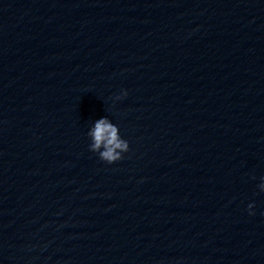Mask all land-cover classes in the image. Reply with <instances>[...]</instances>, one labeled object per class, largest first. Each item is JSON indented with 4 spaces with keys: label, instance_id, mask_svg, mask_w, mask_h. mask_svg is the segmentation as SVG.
Segmentation results:
<instances>
[{
    "label": "water",
    "instance_id": "95a60500",
    "mask_svg": "<svg viewBox=\"0 0 264 264\" xmlns=\"http://www.w3.org/2000/svg\"><path fill=\"white\" fill-rule=\"evenodd\" d=\"M261 185L264 0H0V264H264Z\"/></svg>",
    "mask_w": 264,
    "mask_h": 264
},
{
    "label": "clouds",
    "instance_id": "9594fccd",
    "mask_svg": "<svg viewBox=\"0 0 264 264\" xmlns=\"http://www.w3.org/2000/svg\"><path fill=\"white\" fill-rule=\"evenodd\" d=\"M126 95L127 92H124L123 96ZM121 98V96H117L118 100ZM119 132V128L107 117L95 121L94 126L89 131L92 151L98 152L99 158L109 165L122 160L124 154L128 153L130 149L129 143L120 136ZM261 187L264 188V185ZM254 207V204H249L250 215H254Z\"/></svg>",
    "mask_w": 264,
    "mask_h": 264
}]
</instances>
